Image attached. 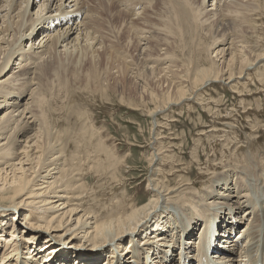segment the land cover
<instances>
[{"label": "bare ground", "instance_id": "6f19581e", "mask_svg": "<svg viewBox=\"0 0 264 264\" xmlns=\"http://www.w3.org/2000/svg\"><path fill=\"white\" fill-rule=\"evenodd\" d=\"M37 1L0 0V75L11 73L0 81V108L5 111L0 116V214L8 216L11 210L14 214L10 218L16 220L5 239L2 234L6 225L0 227V264H264V136L261 137L262 126L257 120L249 124V133L243 137L237 134L233 123L221 121L220 129L216 125L220 118H213L208 130L201 134L212 141L211 155H206L203 164L194 156L197 180L186 177V173L176 175L185 172V168L175 167L166 150L153 147L151 142V153L146 157L149 167L146 201L125 203L113 194L106 203L96 205L95 194H83L84 185L80 183L83 174L98 173L105 164H99L96 151L84 153L85 149L82 155H77L62 150L58 136L51 132L45 93L39 89L41 78L56 77L60 72L78 77L89 55L92 64L95 51L91 48L97 37L92 24H97L99 17L85 11V0H42L39 4ZM119 1L129 13L128 20L136 16L127 23L128 32L136 31L139 43L147 41L142 48L147 56L143 66L133 70L129 64L122 67L140 86L139 100L153 106L147 107L146 115L157 119L171 107L191 100L200 107L197 92L215 83L234 90L255 80L264 92V22L260 19L264 18V0H154V3L150 0L153 13H148L146 5L139 8L149 0ZM158 1L163 12L156 14ZM208 6L211 9L206 10ZM243 10L251 14L236 24L237 28L246 25V30H242L245 33L238 36L240 40L233 39L229 31L219 36L218 30L226 29L223 22L238 18ZM120 16L117 13L112 18L118 22ZM214 20L218 24L211 29ZM143 23L147 27L140 26ZM149 26L159 27L161 33L156 30L153 34H163L161 41L165 45L156 43V46L165 47L164 60L173 64L159 71L160 61L154 67L147 51L154 48L150 43L154 35L151 32L146 37L144 33L152 29ZM237 28L232 30L239 34ZM171 37L174 45L168 43ZM227 41L230 42L227 48L220 47ZM185 52L189 60H193L195 52L197 55L188 66L183 64L189 73L179 75L172 69L185 59L181 56ZM112 55L115 59L122 58L120 54ZM36 60L42 62L41 69V63H34ZM15 65L18 72L14 74ZM95 70L93 66L86 71L88 84L97 81L99 75ZM155 72H165L163 82L168 83V89L160 94L147 88L149 81L156 80ZM98 87L102 89L100 82ZM83 89H88V85ZM66 91L68 100L71 93L83 90ZM25 94L28 98L22 104ZM239 105V109H244L241 100ZM256 110L254 116H264V106L259 105ZM241 112L245 117L253 110ZM246 215L249 219L245 224ZM232 224L241 227L233 238L235 241L230 242ZM238 240L243 247L236 256ZM124 243L126 253L120 249ZM22 249L27 250L21 252ZM103 258L109 262H102Z\"/></svg>", "mask_w": 264, "mask_h": 264}, {"label": "rangeland", "instance_id": "374dc122", "mask_svg": "<svg viewBox=\"0 0 264 264\" xmlns=\"http://www.w3.org/2000/svg\"><path fill=\"white\" fill-rule=\"evenodd\" d=\"M37 2V4H39L42 2V0H38ZM149 3L150 0L148 2H142V6H140L139 8L141 9V7L143 8L144 5H146L148 8V13H151V5L153 4L149 5ZM151 3H154V0H152ZM158 3L156 9L154 10V13L156 14L163 12V7L160 5V1H158ZM84 5V9H86L85 11H90L92 14L94 13L93 17H99L98 19L100 20H96L97 24H92V27L93 25H95L92 31L94 32V29H96L94 32V37L97 36L95 38L96 41L94 40L91 48L92 52L95 51L92 58V64L89 55L86 57L84 61L85 63L81 65V68L78 72V77L73 76L72 73L67 74L64 72H60L56 77L51 75L47 79L41 78V88L39 90L40 92L45 93V108L48 111V115L51 121V132L54 133L56 137L58 136L57 140L61 145L60 147L62 148V150H65L67 154L77 155H82L85 149L86 150L84 153L96 151L94 155L96 156V158H100L99 164H102V166L105 164L104 169H99L100 172L98 171V173L90 171L89 173L83 174L82 180L80 182L84 185L82 190L83 194H95L93 195V199L95 198L94 200L96 205H98V203L101 204V202L106 203L107 201H109L111 196L113 197L114 195L117 199H122V201H124L125 203L133 202L134 204L138 202L140 204L149 198V194L147 192V182H149V167L148 162L146 161V157H148L151 153L152 146L163 147V150H166L167 156L171 157V161L175 162V167H181L183 169L185 168V172H180L178 174L176 173V175H185L186 173V177H189L192 180H197L198 166L194 163L197 159L196 157L194 159V156L199 157L200 163L203 164L206 155L210 154L212 141L210 139H206L205 136L201 134H204L208 130L214 120L213 118L215 117L220 118V121L215 120V123L216 121L218 122L216 123L217 127L218 125H221L219 123L221 121V123L231 122L234 124L233 126L235 127V129L237 128V134H241L240 136L243 137L244 134L249 133V124L252 125L255 123V120H257L261 123L262 126V130H260L261 137L264 136V116L263 114L257 115L258 117L254 116L255 111H257V106L262 105V108L264 106V92L260 90V85L254 83L255 80H249V83L247 82L246 86H238L239 88H242V91L238 87H236V89L234 90H230L228 87L222 85L221 83H215L197 92V99H200V102L202 104L200 105V107L198 104H195L197 101L195 102L191 100L179 106L171 107L166 112L158 115L157 119L151 118L149 115H146L145 110L147 109V107L149 106L148 108H153V106L149 102L142 103L139 100L140 86L138 85L137 81H134V76L131 73L125 72V69L122 68L125 66V64H129L130 68L133 70L135 68L137 69L138 67L140 68L141 66H143V63L146 62L145 60L147 56L144 54V49L142 48L146 46L147 41L145 43L144 41H140V43L142 44L141 45L136 38L137 36L135 35L138 33L136 31H132L133 33L128 32L129 27L127 23L134 21L133 19H136V16H133L134 18L132 17V20L131 17H129L128 20L127 15H129V13L125 11L124 3L122 1L118 2V0H85ZM208 5H211V3H209ZM119 7L124 8L119 9ZM111 8L113 9V11ZM114 9H116L117 11H115ZM209 9H211V7L208 6L206 10ZM31 10L33 12V10H35V7ZM117 13L121 15V20H118V22L114 21L112 18V16ZM250 14L251 13H247L243 10L242 15L240 14L238 18H228L229 20L225 21V23L223 22V24H225L226 26V29H224L225 32L220 31L221 29H219V36L220 34L223 35L226 34L227 31H229V33L231 34L230 36H234L232 37L233 39H235L236 41L240 40L238 36L242 34L241 32L246 30V25L244 27H238L239 29L237 28V25L240 24V19H242L243 16L245 17L246 15V17H248V15ZM110 18L111 20H109ZM260 19L263 20L262 22H264V18ZM102 20L104 22H102ZM136 21L137 20H135V22ZM99 22H102L100 23L102 26H100ZM152 22L156 23L155 20H151V23ZM214 22L215 23H213V27L211 29L215 28L214 24H218V21L216 22V20H214ZM256 22H258V20H256ZM125 24L127 26H125ZM234 25L235 28L240 31L239 34L238 32L235 33L232 30L235 29L233 28ZM140 26L147 27V25L144 23L143 25L140 24ZM149 27H151L152 29L145 30L144 33H146V37H148L151 32L153 34L154 31H159V27ZM262 31L263 29L261 30V32ZM159 32L161 33V31ZM244 33L245 32H243V34ZM256 33H260V30ZM198 35L194 39L195 41L199 39ZM162 37L163 34L154 35V38H152L150 42L152 46L154 45V48L151 47V50L147 48V51H150V56L152 57L150 58V61H152L151 64H153V66L155 67L156 61H160L157 63L159 65L157 68L158 71L164 69L167 66L173 65L171 63H167V60H164L163 53L165 52V47L158 46L165 45V42L161 41ZM118 38L120 40L117 43L116 41ZM195 41L194 44L197 43V46L198 41ZM156 43H158L157 46ZM168 43L174 45L172 37L170 41H168ZM229 44L230 42L227 41L221 43L220 47L227 48ZM147 46H149V44ZM152 49H154V52ZM58 51H60V49H58ZM155 51L157 52L155 53ZM112 53L120 54V57L122 58L115 59L113 58L114 56L112 55ZM177 53L178 52H174V55H177ZM187 53L188 52H185V54L183 53L181 55L185 57V59L177 64L178 67L176 65V67L179 69L173 68L172 71L179 73V75H185L187 72L189 73V68H184L183 64L188 66L190 62L195 60L197 54L195 52L193 60H189L190 57L187 58L189 56ZM60 56L62 57V54H60ZM181 56L180 58L176 59H181ZM111 58L114 60H112ZM20 61L21 60H19V62ZM172 61H174V58ZM37 62L38 60H36L34 63ZM38 63H41V69L43 67V64L41 61ZM191 65L189 67H191ZM93 66L96 68L95 72L96 75H99V77L97 81H95V79L93 80L94 83L92 82L88 84L85 73L86 71H90L91 67ZM12 68L11 69L14 74L18 72V66L15 65L12 66ZM123 71L125 73H123ZM165 72H162L161 74H157V72H155V74H157L156 80H152L151 82L149 81V86L147 88L159 94L163 93V91H166L168 89V83L166 82V85V83L163 82L165 81ZM169 75H171V73L167 76ZM10 76L11 73L6 72L0 75V81L3 79L5 80ZM253 78H255V75L252 76V79ZM99 82L101 83L102 89L98 87ZM85 85H88V89L86 90L83 89ZM67 88H72V91H76L79 88V90L82 89L83 91H76L75 93H71L69 99L66 100ZM27 93L28 91L26 92V94ZM27 95L23 97V100L21 102L22 104L26 102V99L28 98ZM144 97L146 98L145 95ZM240 100L243 103L244 107V109L242 110L239 109L241 108V106L239 105ZM64 101L68 102L65 103ZM128 104H130L131 106ZM248 108L252 109L253 112L245 114L244 117V114L241 111H244L245 109L247 110ZM2 110L4 109L0 108V116L5 112ZM238 110L242 113V115L241 113H237ZM225 119H227L228 121H226ZM80 125L82 126L80 127ZM156 125L157 128L155 129ZM218 128L221 129L220 126ZM79 130L80 132H77ZM81 130H83V133ZM92 131H96L97 134H95L94 136V132ZM76 133L79 135H77ZM75 134L77 135V137ZM81 135H84L82 136L83 139L81 138ZM89 136H92L93 138ZM158 138V141H154V139ZM84 139L87 145L85 141H83ZM75 140L77 142L76 144ZM69 141L72 144L69 143ZM150 143L152 144V146ZM261 143L263 144V141ZM74 146L76 147L74 148ZM79 146H83V148H80ZM12 213L13 212L11 210L8 211V216L5 217L0 214V227L6 225L4 233L2 234L3 239L8 236V231L11 224L16 222V220H11L10 218ZM27 213L28 212L26 211L25 214ZM25 214H23L21 218H23ZM8 218L10 220H8ZM240 218L241 217H239L238 214L236 219L239 220ZM248 219L249 217L246 215L244 219L245 224ZM245 224H243L242 227H244ZM240 227L241 224H238V226H235L234 224L231 225L229 234L230 242L235 241L233 238L236 236V234H238V230ZM237 243L238 249L235 254L236 256H238L240 249L243 247L240 240H238L236 244ZM66 245L67 244H65V246ZM41 247H43V245ZM126 248L127 243H124L122 245V248H120L121 252L126 253L128 251V248ZM26 250L27 249H22L21 252H26ZM106 259L107 260L104 261L103 258L102 262L104 261L108 263L109 260L108 258ZM237 259L238 257L235 258V260Z\"/></svg>", "mask_w": 264, "mask_h": 264}]
</instances>
